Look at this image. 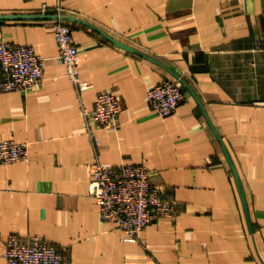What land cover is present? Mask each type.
<instances>
[{
	"label": "crops",
	"instance_id": "0c3cea01",
	"mask_svg": "<svg viewBox=\"0 0 264 264\" xmlns=\"http://www.w3.org/2000/svg\"><path fill=\"white\" fill-rule=\"evenodd\" d=\"M57 9L79 87L40 19ZM0 15V42L46 58L41 85L0 92V141L28 145L27 160L0 164V264L11 233L42 237L67 264H264V0H0ZM162 80L185 96L167 118L147 102ZM102 92L121 106L109 127L84 114ZM98 162L144 165L174 217L125 242L89 195Z\"/></svg>",
	"mask_w": 264,
	"mask_h": 264
},
{
	"label": "built area",
	"instance_id": "2783aa9c",
	"mask_svg": "<svg viewBox=\"0 0 264 264\" xmlns=\"http://www.w3.org/2000/svg\"><path fill=\"white\" fill-rule=\"evenodd\" d=\"M52 21L58 47V59L65 68L67 79L76 87L82 85L79 76V51L67 20L59 9ZM254 48L264 52V42L257 39ZM46 58L31 46L0 42V92H29L45 80ZM185 96L177 80H162L150 88L147 102L159 117L171 116L184 102ZM121 106L111 92L99 93L85 118L98 127H109L118 118ZM28 145L14 140L0 141V164L27 160ZM102 222L114 223L124 234L123 240L140 244L141 232L154 220L173 218L174 201L165 198L161 188L151 181L142 164L115 167L98 162L89 184ZM6 264H67L61 249L39 236L21 237L11 233L6 238Z\"/></svg>",
	"mask_w": 264,
	"mask_h": 264
},
{
	"label": "water",
	"instance_id": "95a60500",
	"mask_svg": "<svg viewBox=\"0 0 264 264\" xmlns=\"http://www.w3.org/2000/svg\"><path fill=\"white\" fill-rule=\"evenodd\" d=\"M41 18H43V19H50V20L53 21V20L58 19V16H56L55 14H52V15H44V16H41L40 19ZM62 18L65 19V20H67V18L64 15L62 16ZM6 19H8L7 16L0 15V20H6ZM19 19H22V18L19 17ZM109 40L113 44H115L116 46H118V47H120V48H122V49H124L126 51H129V52H132V53H136L137 52L134 48H132V47H130V46H128V45H126V44H124L122 42H119V41H116V40H113V39H109Z\"/></svg>",
	"mask_w": 264,
	"mask_h": 264
}]
</instances>
